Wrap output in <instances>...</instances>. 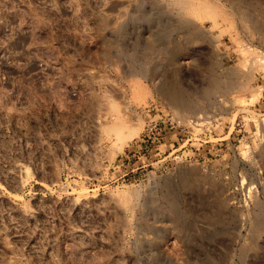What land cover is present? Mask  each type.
Segmentation results:
<instances>
[{
    "label": "rangeland",
    "instance_id": "rangeland-1",
    "mask_svg": "<svg viewBox=\"0 0 264 264\" xmlns=\"http://www.w3.org/2000/svg\"><path fill=\"white\" fill-rule=\"evenodd\" d=\"M263 118L264 0H0V264H264Z\"/></svg>",
    "mask_w": 264,
    "mask_h": 264
},
{
    "label": "bare ground",
    "instance_id": "bare-ground-1",
    "mask_svg": "<svg viewBox=\"0 0 264 264\" xmlns=\"http://www.w3.org/2000/svg\"><path fill=\"white\" fill-rule=\"evenodd\" d=\"M248 3V2H247ZM172 91V90H171ZM173 93V92H172ZM178 94V93H177ZM170 99H172V101H176L175 100V96L173 97V96H171V98ZM177 107H178V105H176ZM261 125H262V129H263V132H264V118L262 119V122H261Z\"/></svg>",
    "mask_w": 264,
    "mask_h": 264
}]
</instances>
